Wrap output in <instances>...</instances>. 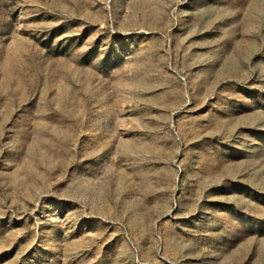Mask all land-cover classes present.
<instances>
[{
  "label": "rangeland",
  "instance_id": "1",
  "mask_svg": "<svg viewBox=\"0 0 264 264\" xmlns=\"http://www.w3.org/2000/svg\"><path fill=\"white\" fill-rule=\"evenodd\" d=\"M0 264H264V0H0Z\"/></svg>",
  "mask_w": 264,
  "mask_h": 264
}]
</instances>
